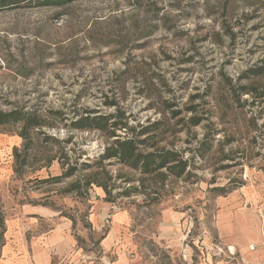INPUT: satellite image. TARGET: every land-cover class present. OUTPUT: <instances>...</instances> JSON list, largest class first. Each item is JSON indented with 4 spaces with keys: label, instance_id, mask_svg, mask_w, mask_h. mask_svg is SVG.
<instances>
[{
    "label": "rangeland",
    "instance_id": "rangeland-1",
    "mask_svg": "<svg viewBox=\"0 0 264 264\" xmlns=\"http://www.w3.org/2000/svg\"><path fill=\"white\" fill-rule=\"evenodd\" d=\"M15 1L0 9V110L36 112L44 125L31 130L21 174L22 124L0 127L5 221L22 217L24 205L49 209L54 220L30 238L69 220L80 264H117L121 255L127 264H255L264 73L247 71L264 70V0ZM117 111L137 132L155 124L139 139L179 152L186 175L162 182L100 161L116 138L72 123ZM117 214L125 215L119 225ZM4 243L0 229V253Z\"/></svg>",
    "mask_w": 264,
    "mask_h": 264
},
{
    "label": "trees",
    "instance_id": "trees-1",
    "mask_svg": "<svg viewBox=\"0 0 264 264\" xmlns=\"http://www.w3.org/2000/svg\"><path fill=\"white\" fill-rule=\"evenodd\" d=\"M52 1V0H50ZM55 2H66L71 0H53ZM17 4L15 0H0V9L8 8ZM250 75L261 76L264 70L255 67L247 71ZM253 91H248L253 93ZM247 92V93H248ZM264 98V95L262 96ZM115 119L114 121H112ZM191 126H199L201 121L196 117L191 119ZM22 124L21 131L18 133L19 137L24 141L23 152L25 153L24 158L20 167L16 169V172L21 174L22 168L28 165L29 151L33 145V139L31 137V130L42 127L44 125L40 116L36 113H28L20 109L11 111H1L0 110V127L7 125ZM75 129H95L100 131H106L110 139H114L112 144L106 147L104 154L101 156L100 161L103 160H117L120 164L129 167L132 170L139 171L142 176H160L162 182H165L169 177L181 178L186 175L189 161L184 159V157L174 149H166L154 146H146L147 139H139L145 134H149L154 131L155 124L148 126L140 125L141 128L139 132L134 127L129 126V121L124 118V115L117 111L114 116L110 117H93L89 115L81 117L72 123ZM125 130L127 133L126 138H120L117 135L118 131ZM141 145L144 150L142 149ZM15 157L19 160L20 155L18 149H15ZM55 160L54 157H49L47 166L49 167ZM75 173L74 168H69L65 171V177H71ZM142 180V179H141ZM134 182L130 180V183ZM106 193L109 195L107 186H102ZM134 190H138L134 188ZM220 192L219 195L227 193L226 188L216 189ZM0 229L2 232L5 231V216L0 206Z\"/></svg>",
    "mask_w": 264,
    "mask_h": 264
},
{
    "label": "crops",
    "instance_id": "crops-1",
    "mask_svg": "<svg viewBox=\"0 0 264 264\" xmlns=\"http://www.w3.org/2000/svg\"><path fill=\"white\" fill-rule=\"evenodd\" d=\"M19 211L21 215L23 214L22 217L19 215L5 221V243L1 248L0 264H52L54 258L61 260L60 264H66V258L72 260L70 264H80L79 255L75 251L76 241L71 234L72 224L69 220L64 219L54 223L51 232L45 234L34 231L32 236L27 238L30 230H36L43 222L48 224L54 220L51 217L53 213L47 208L32 205H24ZM116 216L114 220L116 225H119L124 221L125 215ZM115 230L112 233H115ZM111 238L112 236L105 241L106 245L109 246ZM263 238L264 233L258 244ZM249 253L256 260L255 264H261L263 258L261 249L256 251L249 249ZM117 264H127L125 257L121 255Z\"/></svg>",
    "mask_w": 264,
    "mask_h": 264
},
{
    "label": "built area",
    "instance_id": "built-area-1",
    "mask_svg": "<svg viewBox=\"0 0 264 264\" xmlns=\"http://www.w3.org/2000/svg\"><path fill=\"white\" fill-rule=\"evenodd\" d=\"M263 224H264V218H263ZM216 248H217V250L219 252H222V250H223L222 247H220L218 245L216 246ZM258 249H261L263 251V258L261 260V264H264V238H263V240H262V242L260 244L250 246V251H256ZM228 250H229L231 255H235L236 254L235 253V249L233 247H229Z\"/></svg>",
    "mask_w": 264,
    "mask_h": 264
}]
</instances>
